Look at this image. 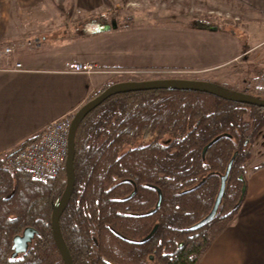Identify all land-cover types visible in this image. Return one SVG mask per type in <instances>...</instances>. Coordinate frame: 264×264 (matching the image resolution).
I'll list each match as a JSON object with an SVG mask.
<instances>
[{
	"label": "trees",
	"instance_id": "1",
	"mask_svg": "<svg viewBox=\"0 0 264 264\" xmlns=\"http://www.w3.org/2000/svg\"><path fill=\"white\" fill-rule=\"evenodd\" d=\"M98 19L104 18L81 27L99 26ZM241 93L264 99V85L254 94ZM263 126L264 109L191 89L105 100L82 119L74 136V187L59 219L72 264H197L245 200V170ZM141 139L149 141L132 147ZM228 166L214 216L195 228L210 214ZM263 167L264 162L252 171ZM65 181L64 169L55 181L38 183L6 171L0 160V264H63L51 215ZM25 226L35 237L15 257L11 238Z\"/></svg>",
	"mask_w": 264,
	"mask_h": 264
},
{
	"label": "crops",
	"instance_id": "2",
	"mask_svg": "<svg viewBox=\"0 0 264 264\" xmlns=\"http://www.w3.org/2000/svg\"><path fill=\"white\" fill-rule=\"evenodd\" d=\"M72 1L83 14L99 12L104 23L111 17L110 5L123 6L120 14L129 15H121V22L108 28L100 25L93 35L42 38L39 49L22 43L13 55L0 54V157L35 138L51 122L74 115L108 84L178 73L224 85L218 81L219 72L230 70L237 59L241 65L252 60L264 64V0H227L249 13L244 19L249 25L241 29L210 21L220 0H145L147 11L126 10L144 0ZM71 63L89 65L91 71H69ZM262 162L246 168L247 192L239 212L197 264H264V167L252 171Z\"/></svg>",
	"mask_w": 264,
	"mask_h": 264
},
{
	"label": "rangeland",
	"instance_id": "3",
	"mask_svg": "<svg viewBox=\"0 0 264 264\" xmlns=\"http://www.w3.org/2000/svg\"><path fill=\"white\" fill-rule=\"evenodd\" d=\"M1 6H3L2 14L4 21L2 36L0 37V54L2 53L3 55L4 49L8 47H16L22 43L25 44L27 41L35 39L43 42L44 39L42 38L52 40L59 37L65 38L69 35L76 37L90 30L97 29L100 25L106 26V28L113 26L121 22V15H129L127 11H124L125 14H120L121 8H124L123 6L115 9L110 5L109 10L111 17H107L108 23H104V19H98L96 21L99 22V26L93 22L92 25L90 24L91 26L87 28L88 26L81 27V25L94 21L97 17H104L101 16L99 12L91 15L83 14V12L77 10L72 0H3ZM135 8L147 11L150 7L144 0L141 6H133V4H130L129 9L126 10ZM214 10L215 14L210 16L213 18H211L212 20L209 19L210 21H217V23L221 21L219 24L225 25L229 29H241L249 25V21L244 20L248 17L247 15H249V13L242 9L237 10L234 4L229 5L227 0H220L219 7L214 8ZM229 10L232 12L229 13ZM233 11L236 14H234ZM233 18L237 19L235 20ZM240 59L239 61L237 59L235 63L229 66L231 67L230 70L228 68L225 70L221 69L219 74H221L222 78L218 81L224 85H216L236 92L247 91L249 93L253 92L252 94H254L257 87H262L264 85L261 81V75H264V64L255 63L252 60L251 63L241 65L242 60ZM189 77L191 78V76L186 74L161 73L144 77H135L131 81L154 79L196 80L190 79ZM130 78L131 77H127V79ZM117 80L120 79L118 78ZM119 82L120 81L115 83ZM165 140L168 141V139ZM148 141L149 140L142 141V139L137 140L133 143L132 147L147 143ZM251 152V158L247 168L257 164V162H264V126L255 136Z\"/></svg>",
	"mask_w": 264,
	"mask_h": 264
},
{
	"label": "water",
	"instance_id": "4",
	"mask_svg": "<svg viewBox=\"0 0 264 264\" xmlns=\"http://www.w3.org/2000/svg\"><path fill=\"white\" fill-rule=\"evenodd\" d=\"M170 88H182L200 91L216 96L226 101L255 106L264 109V99L256 98L241 92L227 90L209 82L187 79H154L146 81H126L113 83L109 87H107L101 94L87 101L74 113L72 117L71 125L68 132L67 155L64 166V173L66 178L65 188L60 201L53 209L51 215L52 238L63 264H72V260L59 233V219L71 198V194L74 187V136L79 123L88 113H90L92 110L97 108L105 100L112 96L118 94H126L130 92L152 91ZM229 166L227 168L225 176L221 179L220 189L210 214L205 217L200 223H198L195 228L204 225L214 216L216 209L220 203L222 193L224 191V184L228 174ZM33 237L34 231L30 228L24 231L22 237H14L12 240V249H14V253L19 254L25 252L28 244L31 242Z\"/></svg>",
	"mask_w": 264,
	"mask_h": 264
},
{
	"label": "built area",
	"instance_id": "5",
	"mask_svg": "<svg viewBox=\"0 0 264 264\" xmlns=\"http://www.w3.org/2000/svg\"><path fill=\"white\" fill-rule=\"evenodd\" d=\"M42 42L35 39L27 41L23 47L39 49ZM17 47L4 49V55H13ZM15 68H20L16 64ZM67 70L73 72H89L91 66L81 63L67 65ZM73 115H64L45 127L32 141L19 147L15 151L4 153L0 160L2 167L12 174L27 175L32 181L38 183H51L56 180L64 169L68 132Z\"/></svg>",
	"mask_w": 264,
	"mask_h": 264
},
{
	"label": "flooded vegetation",
	"instance_id": "6",
	"mask_svg": "<svg viewBox=\"0 0 264 264\" xmlns=\"http://www.w3.org/2000/svg\"><path fill=\"white\" fill-rule=\"evenodd\" d=\"M32 229L31 227H28V226H25V227H22L21 229H18V230H16V232L14 233V235L12 236V238H11V245H10V248H11V251H12V254L15 256V257H21L25 252H26V250H27V248H26V250H25V252H23V253H19V254H15L14 253V249H12V240H13V238L14 237H16V236H20V237H22L23 236V234H24V231L26 230V229ZM33 230V229H32ZM34 231V230H33ZM34 237H35V233H34ZM34 237H33V239H34ZM32 239V240H33ZM31 240V241H32ZM31 243V242H30ZM30 243L28 244V245H30ZM28 247V246H27Z\"/></svg>",
	"mask_w": 264,
	"mask_h": 264
}]
</instances>
